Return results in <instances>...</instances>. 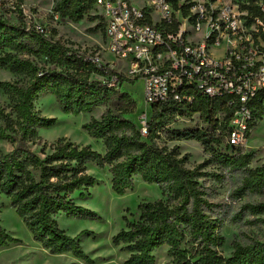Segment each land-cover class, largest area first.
Returning <instances> with one entry per match:
<instances>
[{
	"label": "trees",
	"instance_id": "1",
	"mask_svg": "<svg viewBox=\"0 0 264 264\" xmlns=\"http://www.w3.org/2000/svg\"><path fill=\"white\" fill-rule=\"evenodd\" d=\"M248 7L259 14L254 0ZM96 0H55L54 11L73 21L82 20L95 9ZM91 20L99 19L105 33L102 15H90ZM34 53L51 67L39 68L33 60L22 56ZM0 68L28 78L26 85L1 81L0 87L11 100V110L0 105V139L14 143L7 153L0 154V196L6 195L10 204L24 220L34 238L52 253L71 252L75 256L93 263L84 251L79 236H72L60 227L57 215L96 217L94 210L78 204L73 194L81 196L84 189L99 182L88 171V164L100 168L109 166L112 190L125 194L134 186L136 177L148 183L164 186L169 199L159 198L143 201L138 205L137 220H126V226L112 238L114 245L127 252L124 264H156V249L166 245L170 264H264V240H253L236 245L229 256L217 249L222 237L217 233L216 222L211 212L215 204L205 197L199 179L208 173L200 168H188L184 160L161 146L157 138L161 127L169 122L168 113L175 114L186 105L191 113L200 112L209 123L216 125L217 110L226 111L223 134L232 152L240 149L228 142L229 121L237 105H228V98L211 99L188 89L185 93L194 95L192 102H181L173 97L154 104L152 117L147 120V135L143 136L140 124L124 113L128 109L114 112L108 109L101 119H92L83 127L88 134L101 139L105 151L90 145H79L64 137L50 144V150L43 148L41 154L33 150L30 142L40 139L38 129L51 127L55 117L41 115L34 107V101L42 95L56 97L64 112L80 114L90 112L98 106L109 105L116 97L129 99L128 93L118 94L125 83L137 79L126 78L116 69L98 65L94 56L84 55L45 35L35 27L11 24L0 17ZM118 75L119 88L109 86L106 80ZM93 75V76H92ZM98 76L102 77L99 78ZM264 91L251 102L253 120L255 104L262 105ZM254 123L252 121L251 127ZM176 139H197L210 151L209 160L219 164L221 169H242L245 174L233 196L243 197L249 192L264 191V163L249 167L253 154L240 151L226 153L219 150V137L199 127L175 129ZM245 212L257 215L256 221L264 223V201L245 202L234 215V220ZM89 233V232H88ZM0 225V244L18 241Z\"/></svg>",
	"mask_w": 264,
	"mask_h": 264
},
{
	"label": "rangeland",
	"instance_id": "2",
	"mask_svg": "<svg viewBox=\"0 0 264 264\" xmlns=\"http://www.w3.org/2000/svg\"><path fill=\"white\" fill-rule=\"evenodd\" d=\"M54 3L55 0H0V17L11 24L25 25L27 29L40 25L54 40L66 47L84 55L98 57L100 62L110 68L123 69L117 57L107 50V40L102 26H98L99 19H90V15L100 14L99 10L93 9L82 20L73 21L54 11ZM22 56L33 60L39 68L51 67L45 58L34 53H24ZM1 81L26 85L28 78L0 68ZM121 93H128L130 98L115 97L109 105H101L90 112L80 114L64 112L52 94L40 96L34 101L36 111L44 116L55 117L57 122L51 127H40L38 132L41 138L30 142L31 148L41 154L44 147L49 151L51 143L64 137L79 145H90L104 152L102 140L90 136L83 127L86 122L101 119L108 109L114 112L128 109L129 113L124 115L130 116L137 125L145 119L149 120L153 114L152 107L146 103L142 81L138 80L135 83L127 81L118 92ZM0 105L7 111L11 110L10 97L1 87ZM255 109L254 125L247 144L234 152L232 147L226 144L223 134L222 124L227 114L222 110H217L215 117L218 118V122L213 125L214 122L206 121L200 112L191 113L189 108L183 105L175 114H167L170 120L167 125L161 127L157 138L161 146L169 150L174 149L175 153L183 158L186 167L200 168L208 173L201 177L199 182L205 191V197L215 204L211 215L217 225L216 231L222 237L217 249L224 256L231 255L238 244L264 240V223L255 220L257 215L245 212L240 218L236 220L233 218L243 203L264 201V191L249 192L243 197L233 196V191L241 184L245 172L242 169H221L219 164L209 160L211 153L200 141L176 139L172 131L190 127L206 129L214 137L221 139L219 150L234 154L237 151L251 153L254 156L249 167H259L264 163V102L262 105L256 103ZM14 146V143L0 139V154L9 152ZM88 171L97 177L99 182L84 189L82 196L76 191L73 197L78 204L94 210L97 216L82 218L60 213L57 220L68 234L79 236L84 251L93 259V263H88L71 252L52 253L45 248L34 238L27 224L10 204L9 198L1 194L0 225L19 240L7 245L0 244V264H124L128 253L113 244V236L126 226V220L138 219V205L141 202L159 198L169 199V194L163 191L164 186L161 184L148 183L141 177H136L134 186L125 194L119 195L112 190L109 166L100 168L94 163H89ZM155 254L156 264H170L166 245L156 249Z\"/></svg>",
	"mask_w": 264,
	"mask_h": 264
},
{
	"label": "built area",
	"instance_id": "3",
	"mask_svg": "<svg viewBox=\"0 0 264 264\" xmlns=\"http://www.w3.org/2000/svg\"><path fill=\"white\" fill-rule=\"evenodd\" d=\"M96 0L103 16L107 50L126 78L143 82L150 106L173 97L192 102L188 89L237 105L228 142L247 144L251 102L264 91V0ZM49 35L42 26H34ZM102 65L98 57H94ZM105 65V64H103ZM107 65V64H106ZM105 65V66H106ZM108 66V65H107ZM107 84L119 88L118 75ZM147 135V120L140 123Z\"/></svg>",
	"mask_w": 264,
	"mask_h": 264
},
{
	"label": "bare ground",
	"instance_id": "4",
	"mask_svg": "<svg viewBox=\"0 0 264 264\" xmlns=\"http://www.w3.org/2000/svg\"><path fill=\"white\" fill-rule=\"evenodd\" d=\"M155 186V185H154Z\"/></svg>",
	"mask_w": 264,
	"mask_h": 264
}]
</instances>
